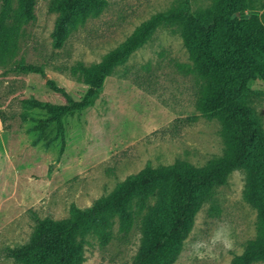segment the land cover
I'll return each instance as SVG.
<instances>
[{
  "label": "rangeland",
  "instance_id": "rangeland-1",
  "mask_svg": "<svg viewBox=\"0 0 264 264\" xmlns=\"http://www.w3.org/2000/svg\"><path fill=\"white\" fill-rule=\"evenodd\" d=\"M53 1L35 0V18L21 23L17 48L0 66V110L5 117L0 119V264H20L7 249L30 240L35 217L70 220L75 208H89L113 195L147 167L202 168L228 151L219 117L197 106L203 85L182 37L185 13L211 10L217 0H107L104 8L69 26L60 47L53 46L58 16L49 8ZM253 1L254 8L244 10L243 16L262 12L264 0ZM12 6L16 10L19 0H12ZM160 13L179 15L157 26L114 68L93 105L64 120L63 137L57 136L53 123L35 142V122L23 120L22 114L39 118L46 113L26 107L23 99L62 103V96L48 86L49 78L81 98L87 85L71 74V67L100 63ZM19 60L42 66L45 75L10 69ZM241 98L264 132V80L249 81ZM246 184L245 169L235 168L223 184L213 187L171 264H232L261 237ZM141 215L135 214L129 230H121L115 220L106 242L92 233L81 235V264H135L142 246ZM222 227L230 232L231 248L209 243Z\"/></svg>",
  "mask_w": 264,
  "mask_h": 264
},
{
  "label": "trees",
  "instance_id": "trees-1",
  "mask_svg": "<svg viewBox=\"0 0 264 264\" xmlns=\"http://www.w3.org/2000/svg\"><path fill=\"white\" fill-rule=\"evenodd\" d=\"M34 2L19 0L15 10L12 0H0V66L8 63L17 48L21 23L35 18ZM107 4V0H54L49 7L58 13L53 46L63 44L69 26ZM249 8H254L253 0H217L211 10L186 12L182 17L183 43L203 85L197 106L221 120L228 145L226 154L202 168L178 164L147 167L131 176L113 195L98 199L89 208H75L70 220L35 217V234L23 245L7 249L9 257L20 264H81V235L92 233L106 242L115 220L121 230H129L135 214L142 213V246L135 264H171L213 187L223 184L233 169L243 168L247 173L245 196L257 209L261 237L249 243L232 264L264 260V132L254 121L251 107L241 98L249 81L264 80V4L261 13L256 10L243 16L242 12ZM178 15L157 14L100 63L87 66L79 62L72 66L71 74L87 85L81 98L75 99L49 78L48 86L62 96V103L23 99L26 107L46 113L39 118L22 114L23 120L35 122L34 130L39 132L35 142L53 123L57 125V136L63 137L64 120L93 105L114 68L141 46L157 26ZM10 69L45 75L42 66L21 60L13 61ZM4 118L0 110L1 121Z\"/></svg>",
  "mask_w": 264,
  "mask_h": 264
},
{
  "label": "clouds",
  "instance_id": "clouds-1",
  "mask_svg": "<svg viewBox=\"0 0 264 264\" xmlns=\"http://www.w3.org/2000/svg\"><path fill=\"white\" fill-rule=\"evenodd\" d=\"M218 242L223 243L227 248L232 247V243L230 241V232L226 227L217 229V231L213 234L212 238L209 241L212 246H215ZM208 251L210 252L211 248H209Z\"/></svg>",
  "mask_w": 264,
  "mask_h": 264
}]
</instances>
